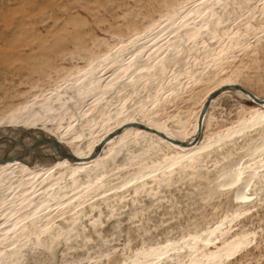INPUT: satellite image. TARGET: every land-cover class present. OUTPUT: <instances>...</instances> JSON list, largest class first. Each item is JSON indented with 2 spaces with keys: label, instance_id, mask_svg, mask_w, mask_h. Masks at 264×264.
Returning a JSON list of instances; mask_svg holds the SVG:
<instances>
[{
  "label": "bare ground",
  "instance_id": "bare-ground-1",
  "mask_svg": "<svg viewBox=\"0 0 264 264\" xmlns=\"http://www.w3.org/2000/svg\"><path fill=\"white\" fill-rule=\"evenodd\" d=\"M243 3L246 5L245 0H197L187 12L177 6L155 37L151 34L157 28L151 26L140 39L117 52L91 56L86 67L68 75L64 86L41 91L30 108L18 107L0 118V157L4 153L22 157L0 162V262L17 263L27 244L43 243L50 248L62 233L102 206L123 202L128 196L155 193L168 186L175 175H195L209 156L224 155H219L222 164L209 173L212 177L202 181L207 185L203 184L204 189L212 183L224 189L222 192L228 194L229 190L227 199L237 208L252 206L258 196L264 200V103L234 90L218 93L209 101L201 133L194 140L208 97L228 85L246 88L233 80L207 87L209 71L197 68L200 57H196L201 51L214 72L211 76L227 74L225 59L248 47L243 37L253 33L250 18L236 33L226 32L234 9L245 6ZM258 9L264 13V4ZM248 11L251 14L252 10ZM209 40L218 47L205 46ZM191 56L195 58L190 64L187 58ZM182 79L197 88L206 84L199 95L198 111L185 112L182 119L178 115L165 118L162 108L183 89ZM140 87L150 92L145 99L142 95L144 100L134 97ZM230 93L253 106L241 107L235 118L225 123L213 119L207 129L210 112ZM115 99L120 104H115ZM45 138L51 143L33 147ZM61 151L69 156H61ZM122 155L127 156V164H117ZM123 165L126 168L122 169ZM216 220L187 235L181 245L166 248L159 256L161 264H226L232 260L245 241L226 239L222 219ZM148 258L121 263L155 264Z\"/></svg>",
  "mask_w": 264,
  "mask_h": 264
},
{
  "label": "rangeland",
  "instance_id": "rangeland-1",
  "mask_svg": "<svg viewBox=\"0 0 264 264\" xmlns=\"http://www.w3.org/2000/svg\"><path fill=\"white\" fill-rule=\"evenodd\" d=\"M195 1L0 0V118L18 107L30 108L33 99L42 92L64 86L68 75L86 67L91 56L100 57L109 50L117 52L131 41L140 39L151 26L157 28L151 34L155 37L171 9L182 6L181 11L187 12ZM245 3L243 7L240 4L242 8L238 5L234 9L235 14L230 16L225 27L227 34L236 33L242 25L244 27V20L250 18L253 33L243 37L245 47H248L228 55L223 63L228 70L225 75L211 76L214 72L201 57V51L196 56L200 57L199 62L196 60L200 63L197 68L209 71L211 82L207 87L218 81L233 80L264 99V13L258 9L264 0H245ZM248 8L252 10L251 14ZM205 46L216 49L218 44L209 40ZM194 58H187V63L191 64ZM235 71L241 73L232 75ZM181 85L183 89L178 92V97L162 108L163 117L179 116L182 119L185 112L198 111L197 102L207 88L206 84L197 88L191 81L182 79ZM138 92L135 99L144 100L150 95L146 88L140 87ZM232 94L221 98L210 112L207 129L213 119L225 123L235 118L241 107L250 109L253 106ZM219 155L224 156L223 153ZM219 155L209 156V160L204 161L205 167L193 176L183 174L180 178L175 175L168 186L160 187L155 193L128 196L123 202L102 206L100 211L87 219L82 218L76 227L62 233L50 248L43 243L33 247L27 244L18 255L17 263L4 259L0 264H120L146 256L155 264H161L163 258L159 256L166 248L181 245L187 235L200 231L217 218L222 219L221 229H225L226 239L245 241L240 247L242 250L239 248L226 264H264V200L258 196V202L252 206L238 209L227 199L229 190L227 194L214 185L217 190L213 191L212 183L204 189L202 181L211 178L213 173H209L222 164L223 158ZM126 160L127 156L122 155L117 164H127ZM124 168L126 165L122 166ZM146 251L150 253L147 255Z\"/></svg>",
  "mask_w": 264,
  "mask_h": 264
},
{
  "label": "water",
  "instance_id": "water-1",
  "mask_svg": "<svg viewBox=\"0 0 264 264\" xmlns=\"http://www.w3.org/2000/svg\"><path fill=\"white\" fill-rule=\"evenodd\" d=\"M234 90V91H238V92H241L242 94H244V95H246L247 97H249V98H251V99H253L255 102H257V103H264V99H259L255 94H253L251 91H249L248 89H246V88H243V87H241V86H239V85H228V86H225V87H222V88H220V89H218L217 91H215L214 93H212L209 97H208V99H207V101H206V103H205V105H204V107H203V109H202V112H201V116H200V119H199V124H198V128H197V133H196V136H195V139L194 140H196L198 137H199V135H200V133H201V130H202V118H203V116H204V114H205V112H206V110H207V106H208V104H209V101L214 97V96H216L218 93H221V92H223V91H225V90ZM138 127H142V126H138ZM143 128V127H142ZM146 129V128H145ZM149 130V129H148ZM43 141H41V140H39V141H37L36 143H35V145L33 146V147H37V145L36 144H39V143H41V142H45V143H51V140L50 139H48V138H45V139H42ZM173 142V141H172ZM55 144V145H54ZM53 145L54 146H56L57 147V145H56V143H54ZM55 147V148H56ZM100 147V146H99ZM98 148V147H97ZM29 150V149H28ZM25 152H28L27 151V148H26V150H24V153ZM60 155L61 156H69V155H67V153H65V152H63V151H61L60 152ZM22 157L19 155H14V156H7L5 153L0 157V162H2V161H5V160H8V159H21Z\"/></svg>",
  "mask_w": 264,
  "mask_h": 264
}]
</instances>
